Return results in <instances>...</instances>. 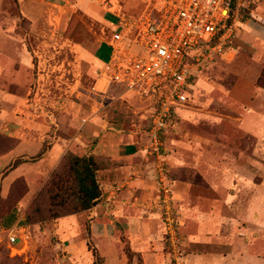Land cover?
Wrapping results in <instances>:
<instances>
[{"label": "rangeland", "instance_id": "obj_1", "mask_svg": "<svg viewBox=\"0 0 264 264\" xmlns=\"http://www.w3.org/2000/svg\"><path fill=\"white\" fill-rule=\"evenodd\" d=\"M67 5L0 0V159L25 133L32 144L42 139L39 150L0 166V264L74 263L60 236L43 231L62 210L49 209V181L66 168L64 153L73 151L66 150L54 165L42 157L53 136H67L58 125L75 109L93 105L110 126L126 130L124 141L144 146L148 140L145 99L120 89L93 90L96 82L101 87L98 70L109 54L105 41L111 28ZM234 18L230 53L215 56L196 73L188 101L162 135L153 210L157 228L167 232L164 241L174 227L176 235L202 227L214 239L230 225L243 236L255 220L245 215L246 207L264 198V0L247 1ZM248 113L257 114L259 128L245 118ZM164 185L172 196L166 202ZM94 259L100 260L96 252Z\"/></svg>", "mask_w": 264, "mask_h": 264}, {"label": "crops", "instance_id": "obj_2", "mask_svg": "<svg viewBox=\"0 0 264 264\" xmlns=\"http://www.w3.org/2000/svg\"><path fill=\"white\" fill-rule=\"evenodd\" d=\"M42 2L60 8L73 4L75 9L82 10L92 22L111 29L117 22L113 11L116 4L126 15H137L145 6V0ZM260 42L264 44V38H260ZM105 45L107 46L106 41ZM98 81L101 82V87L96 86L97 82L93 86L97 92L106 88L103 80L98 78ZM121 91L122 95L129 94L120 89ZM246 117L253 121L252 126L256 124V128H259L255 120L257 114L248 113ZM58 126L67 136L52 137L51 144L42 157L46 164L54 165L66 150L79 155H93L106 161L97 174L101 188L97 203L84 212L59 217L43 227L46 234L60 236L64 248L71 252L73 264H128L125 246L139 254L143 264H264V254L261 253V249H264V198L257 200L254 205L252 203L249 208L246 207L245 215L255 220L248 224L250 228L243 236L236 235L230 225L226 228L227 233L219 231L214 239L202 227L192 232H178V235V227H174V231L168 233L169 240L164 241V234L167 232L163 234L157 228L153 210L157 198L155 157L146 154L141 144L124 141L126 130L118 125L110 126L103 112L95 110L93 105L89 109H75L68 120ZM30 138L27 133L19 136L17 145L4 155V159H0V166L16 157L31 155L30 151L33 149L39 150L42 146L41 137L36 138L38 142L34 144L29 142ZM19 168L15 167L10 172V178L17 175ZM231 212L235 215V211ZM219 217H222L221 213L218 214ZM228 217L234 222L233 225L237 223L233 215ZM86 219L87 226L84 225ZM112 219L120 224V228L113 224L115 221ZM86 240L88 250H84ZM90 244L100 257L97 262L94 259L95 252L89 249ZM257 245H260V250ZM133 258L136 259L135 256ZM132 264H136L133 259Z\"/></svg>", "mask_w": 264, "mask_h": 264}, {"label": "built area", "instance_id": "obj_3", "mask_svg": "<svg viewBox=\"0 0 264 264\" xmlns=\"http://www.w3.org/2000/svg\"><path fill=\"white\" fill-rule=\"evenodd\" d=\"M247 1L146 0L137 15L114 6L117 22L106 40L109 54L98 70L106 88L99 92L117 87L148 102L146 154L162 157L164 130L188 101L196 73L215 56L230 53L234 13ZM163 191L166 202L172 196L165 185ZM173 221L170 217L168 224ZM9 240L15 241L12 232Z\"/></svg>", "mask_w": 264, "mask_h": 264}, {"label": "trees", "instance_id": "obj_4", "mask_svg": "<svg viewBox=\"0 0 264 264\" xmlns=\"http://www.w3.org/2000/svg\"><path fill=\"white\" fill-rule=\"evenodd\" d=\"M262 87L264 88V85ZM63 157L66 158V168L55 172L48 186L50 211L56 207L62 209L54 212L52 219L88 210L97 203L101 196L97 174L106 161L93 155H77L67 151ZM125 253L128 264H132L134 256L136 264H143L139 254L132 252L129 248L125 249Z\"/></svg>", "mask_w": 264, "mask_h": 264}]
</instances>
